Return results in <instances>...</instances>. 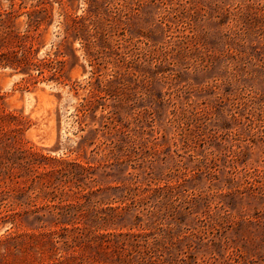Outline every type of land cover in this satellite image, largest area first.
I'll return each instance as SVG.
<instances>
[{
    "label": "rangeland",
    "instance_id": "rangeland-1",
    "mask_svg": "<svg viewBox=\"0 0 264 264\" xmlns=\"http://www.w3.org/2000/svg\"><path fill=\"white\" fill-rule=\"evenodd\" d=\"M1 59L0 264H264V0H0Z\"/></svg>",
    "mask_w": 264,
    "mask_h": 264
},
{
    "label": "trees",
    "instance_id": "trees-1",
    "mask_svg": "<svg viewBox=\"0 0 264 264\" xmlns=\"http://www.w3.org/2000/svg\"><path fill=\"white\" fill-rule=\"evenodd\" d=\"M51 16V12L48 10V11H46V9H45V18L44 19H46L47 17H50ZM0 65H2V66H7V65H14V63L13 62H10V61H8V62H5V61H3L2 59L0 60ZM19 63H21L22 61L20 60V61H18ZM44 62L46 63V64H48V67L50 68V70H53V69H55L54 70V73H56V71H58L57 69H56V67L54 66V60H44ZM22 64V63H21ZM41 72H43V71H41Z\"/></svg>",
    "mask_w": 264,
    "mask_h": 264
}]
</instances>
